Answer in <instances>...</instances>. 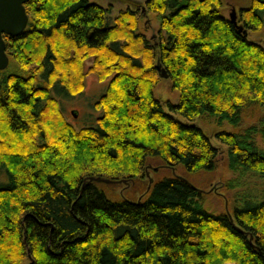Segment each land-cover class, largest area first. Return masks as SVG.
Returning a JSON list of instances; mask_svg holds the SVG:
<instances>
[{
    "label": "trees",
    "instance_id": "trees-1",
    "mask_svg": "<svg viewBox=\"0 0 264 264\" xmlns=\"http://www.w3.org/2000/svg\"><path fill=\"white\" fill-rule=\"evenodd\" d=\"M221 5L144 0L112 15L91 0L24 3L26 27L3 34L0 264H264V183L213 212L173 172L212 171L221 155L230 170L264 177V48ZM147 11L158 19L155 42L139 28ZM239 14L238 24L257 30L264 0ZM157 63L175 103L154 95ZM88 71L110 81L96 125L75 127L57 96L79 92ZM206 116L230 128L209 134ZM148 158L170 171L149 186ZM124 179L141 183L138 198L105 188Z\"/></svg>",
    "mask_w": 264,
    "mask_h": 264
},
{
    "label": "rangeland",
    "instance_id": "rangeland-1",
    "mask_svg": "<svg viewBox=\"0 0 264 264\" xmlns=\"http://www.w3.org/2000/svg\"><path fill=\"white\" fill-rule=\"evenodd\" d=\"M96 3H99L103 6H109L111 14H115L119 9L125 8L127 6L140 5L144 0H91ZM221 13L229 18V14L232 8L235 9L236 18L240 16L239 9L241 7L248 6L250 0H221ZM264 16V14H263ZM139 28L144 32L146 37L151 41L155 42L158 36V19L154 12L147 11L141 14ZM249 39L259 43L264 48V23L257 30H249L247 32ZM90 59H85L84 61V70H87L88 65L90 64ZM160 73V71H159ZM110 81V75L100 79L96 73L88 71L83 77L82 88L79 92L71 96H57L59 98V106L63 113L64 119L71 122L75 127H81L85 125H96L97 117L102 114L101 106L96 105L100 94L105 90L106 86ZM154 89V95L159 98L162 102L168 100L170 102H177V92L173 90L170 86V81L168 78H164L160 75V79L156 82ZM71 110L76 111V116L74 117L71 113ZM166 111H170L165 107ZM180 120H184V117L177 115ZM203 128L212 133L215 129L226 128L229 129L230 126L227 123H224L222 126H218L215 123V120L212 117H204L203 121H199ZM211 142L214 145H218L219 142L215 138H211ZM48 143H51L48 140ZM221 145L222 148H225L224 145ZM218 164L212 171H199V172H190L187 173L182 169L173 171L175 173L182 174L184 177L193 183L202 193V202L203 205L213 211L221 212L224 210H231L233 201L239 203L243 193H258L262 188L264 183V177H260L256 174H251L250 172H238L232 171L228 168L227 163L223 160V156L220 155ZM151 160V161H149ZM145 170L148 168V171H144V178L148 180L147 186L153 181L154 178H157L163 174L170 173L168 168L158 165L156 162L157 159L146 160ZM156 164H153L155 163ZM157 165V171H152L153 166ZM148 174V175H147ZM149 179L151 181L149 182ZM226 180H231L234 186L232 188H225L224 182ZM105 188L116 195H122L125 197L138 198L139 197V188H141V183L136 180H126L115 184V185H106ZM235 197L239 200H235ZM224 264H234L231 261H226Z\"/></svg>",
    "mask_w": 264,
    "mask_h": 264
},
{
    "label": "water",
    "instance_id": "water-1",
    "mask_svg": "<svg viewBox=\"0 0 264 264\" xmlns=\"http://www.w3.org/2000/svg\"><path fill=\"white\" fill-rule=\"evenodd\" d=\"M27 0H0V69H3L8 64V55L5 52V42L3 34L15 35L20 33L27 24L28 16L26 14L24 3ZM229 19L236 26L238 31H241L244 35H247V30L238 24L236 21L235 9L232 8ZM162 77L167 78L168 74L163 67L157 63ZM72 115L76 116V111L71 110ZM148 175V174H147ZM88 180L109 182L110 180L100 176H88L85 177ZM151 179H149V182Z\"/></svg>",
    "mask_w": 264,
    "mask_h": 264
},
{
    "label": "flooded vegetation",
    "instance_id": "flooded-vegetation-1",
    "mask_svg": "<svg viewBox=\"0 0 264 264\" xmlns=\"http://www.w3.org/2000/svg\"><path fill=\"white\" fill-rule=\"evenodd\" d=\"M117 181H119V180H117Z\"/></svg>",
    "mask_w": 264,
    "mask_h": 264
}]
</instances>
